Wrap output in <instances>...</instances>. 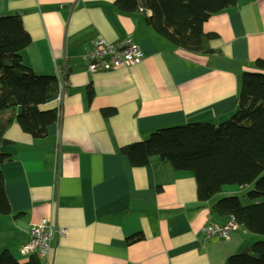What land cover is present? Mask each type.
<instances>
[{
  "label": "crops",
  "instance_id": "crops-1",
  "mask_svg": "<svg viewBox=\"0 0 264 264\" xmlns=\"http://www.w3.org/2000/svg\"><path fill=\"white\" fill-rule=\"evenodd\" d=\"M20 15L31 45L23 52V62L40 76L37 0H0V18ZM2 152L11 162L0 166L12 213L0 216V254L9 252L19 263L29 257L19 254L28 244L32 228L46 222L43 141L23 133L15 123L6 133ZM47 264V258L41 259Z\"/></svg>",
  "mask_w": 264,
  "mask_h": 264
},
{
  "label": "trees",
  "instance_id": "trees-1",
  "mask_svg": "<svg viewBox=\"0 0 264 264\" xmlns=\"http://www.w3.org/2000/svg\"><path fill=\"white\" fill-rule=\"evenodd\" d=\"M31 45L20 15L0 18V166L10 163L11 156L2 152L4 137L16 123L23 133L42 140L40 76L23 62V52ZM12 210L0 172V216ZM0 264H21L9 252L0 254ZM25 264H43L33 256Z\"/></svg>",
  "mask_w": 264,
  "mask_h": 264
},
{
  "label": "built area",
  "instance_id": "built-area-1",
  "mask_svg": "<svg viewBox=\"0 0 264 264\" xmlns=\"http://www.w3.org/2000/svg\"><path fill=\"white\" fill-rule=\"evenodd\" d=\"M30 240L27 245L19 250L22 257L37 256L40 259L47 258L46 222L32 228L29 232Z\"/></svg>",
  "mask_w": 264,
  "mask_h": 264
},
{
  "label": "water",
  "instance_id": "water-1",
  "mask_svg": "<svg viewBox=\"0 0 264 264\" xmlns=\"http://www.w3.org/2000/svg\"><path fill=\"white\" fill-rule=\"evenodd\" d=\"M7 145H9L7 142H4V146H7Z\"/></svg>",
  "mask_w": 264,
  "mask_h": 264
}]
</instances>
